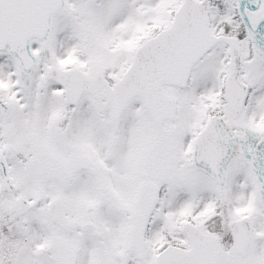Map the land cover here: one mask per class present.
Returning a JSON list of instances; mask_svg holds the SVG:
<instances>
[{
    "label": "snow or ice",
    "instance_id": "1",
    "mask_svg": "<svg viewBox=\"0 0 264 264\" xmlns=\"http://www.w3.org/2000/svg\"><path fill=\"white\" fill-rule=\"evenodd\" d=\"M0 264H264V0H0Z\"/></svg>",
    "mask_w": 264,
    "mask_h": 264
}]
</instances>
